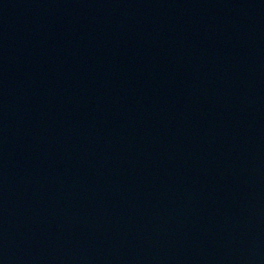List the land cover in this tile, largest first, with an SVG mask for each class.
<instances>
[{
  "label": "water",
  "instance_id": "1",
  "mask_svg": "<svg viewBox=\"0 0 264 264\" xmlns=\"http://www.w3.org/2000/svg\"><path fill=\"white\" fill-rule=\"evenodd\" d=\"M0 264H264V0H0Z\"/></svg>",
  "mask_w": 264,
  "mask_h": 264
}]
</instances>
